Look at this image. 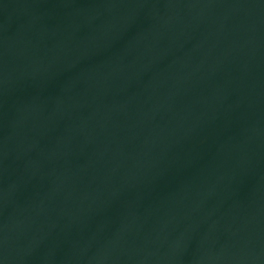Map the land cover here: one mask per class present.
<instances>
[{
    "label": "water",
    "instance_id": "95a60500",
    "mask_svg": "<svg viewBox=\"0 0 264 264\" xmlns=\"http://www.w3.org/2000/svg\"><path fill=\"white\" fill-rule=\"evenodd\" d=\"M0 264H264V0H0Z\"/></svg>",
    "mask_w": 264,
    "mask_h": 264
}]
</instances>
